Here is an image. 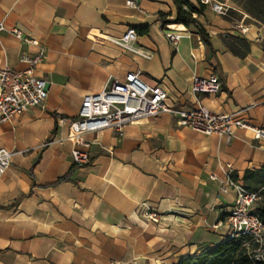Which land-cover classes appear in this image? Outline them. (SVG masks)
<instances>
[{
    "label": "crops",
    "instance_id": "obj_1",
    "mask_svg": "<svg viewBox=\"0 0 264 264\" xmlns=\"http://www.w3.org/2000/svg\"><path fill=\"white\" fill-rule=\"evenodd\" d=\"M127 1L0 0V64L27 67L20 54L34 47L10 33L17 27L46 46L36 75L48 83L42 104L0 123V148L11 151L0 177V264H175L229 233L235 193L220 192L210 175L222 178L229 163L243 183L246 170L264 166V139L249 130L207 135L168 113L88 135L90 162L73 165L68 119L83 95L130 71L161 84L175 109L201 103L264 128V0H215L227 6L223 15L205 6L196 19L211 48L192 26L161 22L176 15L172 0ZM144 26L131 46L149 58L113 41ZM168 28L183 35L176 46ZM212 73L215 93L191 91L194 76ZM145 206L158 222L140 218Z\"/></svg>",
    "mask_w": 264,
    "mask_h": 264
},
{
    "label": "built area",
    "instance_id": "obj_2",
    "mask_svg": "<svg viewBox=\"0 0 264 264\" xmlns=\"http://www.w3.org/2000/svg\"><path fill=\"white\" fill-rule=\"evenodd\" d=\"M215 14L223 15L227 6L215 0H200ZM127 4L137 7L135 0ZM242 27V33L247 32ZM6 30L3 20L0 21V33ZM18 39L34 47L33 51L20 54V61L27 67L15 69L0 64V123L9 121L22 114L26 109L42 104L48 96V83L36 75V69L47 53L45 45L32 37L23 36L22 31L13 27L10 30ZM168 41L176 46L183 37L182 33L168 28L165 32ZM136 31L128 27L119 39L113 41L126 49L135 51L146 58L149 55L131 46L136 40ZM220 86L218 76L214 73L194 76L191 80V91L195 94L215 93ZM168 94L159 83H147L137 72H128L122 80L110 81L101 91L83 95L81 106L76 117L68 119L65 140L72 144L71 159L75 167H82L90 162V149L93 140L88 135L102 129L110 128L121 133L128 124L141 119L157 117L163 113L176 117L177 124L188 127L203 134H215L230 139L237 129L249 130L255 140L264 139V128L257 127L247 119L231 113H215L201 103L188 109H175L168 102ZM11 164V151L0 148V177ZM232 166L226 163L224 175L218 178L211 174L210 179L216 181L218 190L223 193L234 191L235 198L230 210L226 213L225 223L228 225L227 237L250 236L256 241H264V222L254 212V204L260 199L257 192L250 191L243 183L231 176ZM144 221L157 222L158 213L145 206L139 214Z\"/></svg>",
    "mask_w": 264,
    "mask_h": 264
},
{
    "label": "trees",
    "instance_id": "obj_3",
    "mask_svg": "<svg viewBox=\"0 0 264 264\" xmlns=\"http://www.w3.org/2000/svg\"><path fill=\"white\" fill-rule=\"evenodd\" d=\"M176 6V15L166 19L160 14L162 23H178L186 27L192 26L203 43L211 48L210 37L206 30L200 25L196 16L204 13L205 5L197 0L195 5L189 0H172ZM136 33L145 34L148 27H133ZM69 174V173H68ZM68 174L60 177L59 181L66 180ZM243 185L250 191L257 192L260 199L264 196V166L259 169L246 170L243 177ZM254 212L264 222V201L258 200ZM175 264H264V241L259 242L250 236L226 237L201 253L186 256L179 259Z\"/></svg>",
    "mask_w": 264,
    "mask_h": 264
},
{
    "label": "rangeland",
    "instance_id": "obj_4",
    "mask_svg": "<svg viewBox=\"0 0 264 264\" xmlns=\"http://www.w3.org/2000/svg\"><path fill=\"white\" fill-rule=\"evenodd\" d=\"M260 200V202H262V201H264V196H262V198L261 199H259ZM259 205V202L257 203V204H254V206H253V208L254 207H257ZM160 220V219H159ZM148 222V221H147ZM158 222V221H157Z\"/></svg>",
    "mask_w": 264,
    "mask_h": 264
}]
</instances>
